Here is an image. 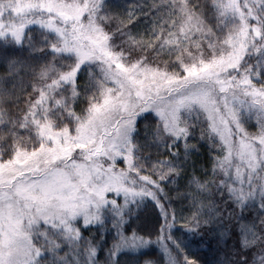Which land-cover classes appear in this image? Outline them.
I'll use <instances>...</instances> for the list:
<instances>
[{"label": "snow or ice", "instance_id": "snow-or-ice-1", "mask_svg": "<svg viewBox=\"0 0 264 264\" xmlns=\"http://www.w3.org/2000/svg\"><path fill=\"white\" fill-rule=\"evenodd\" d=\"M149 198L155 241L123 230ZM106 215L108 264H200L176 223L264 264V0H0V264H105L82 228Z\"/></svg>", "mask_w": 264, "mask_h": 264}, {"label": "trees", "instance_id": "trees-1", "mask_svg": "<svg viewBox=\"0 0 264 264\" xmlns=\"http://www.w3.org/2000/svg\"><path fill=\"white\" fill-rule=\"evenodd\" d=\"M140 0H110V3L117 8L124 9L130 4L139 3ZM145 4L150 3V0H143ZM146 22V18H141V26ZM155 115L154 113L152 114ZM210 153L207 151V146L202 145L200 152L193 155V166L196 168L197 174H201L202 168L209 167L208 160ZM191 167L189 168V172ZM170 195L173 197L171 201L172 207L176 208L180 214H187L186 202L182 203L175 199V190H172ZM231 211V209H228ZM163 217L160 215L159 208L154 201L149 198L143 202L138 211H134L127 223L123 225V230L126 234L131 235L133 231L138 232L143 236H151L153 241L159 232L160 226L163 224ZM86 236L95 237L100 244V251L97 259L108 264V257L113 245V241L117 236V230L114 226V220L110 215H106L103 224L90 225L88 228H82ZM238 233V228L236 229ZM172 234L175 239L180 242L181 247L188 254L196 257L200 264H210L212 257L209 253L206 234L192 233L183 227L182 223H176L172 228ZM161 247L153 242L138 250H123L118 256L113 257L115 261H120V264H146L147 261H152L156 257L163 258ZM223 253H221V256ZM220 257H217L219 259Z\"/></svg>", "mask_w": 264, "mask_h": 264}]
</instances>
